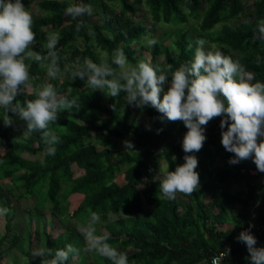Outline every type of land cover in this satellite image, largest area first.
<instances>
[{"label": "trees", "instance_id": "trees-1", "mask_svg": "<svg viewBox=\"0 0 264 264\" xmlns=\"http://www.w3.org/2000/svg\"><path fill=\"white\" fill-rule=\"evenodd\" d=\"M35 1L23 3L32 10ZM78 2L44 0L42 13L33 14L36 40L31 47L43 54L47 34L59 32L62 68L85 57L111 62L112 51L122 48L132 65L141 59L156 64L162 55L164 61L159 64L175 70L193 60L195 41L203 38L225 54L239 58L255 80L264 82V42L253 39L258 22L264 20V0H83L93 12L79 18L83 27L76 31L78 21L65 9ZM143 8L146 12L140 18L138 13ZM147 16L154 27L146 24ZM194 22L197 27L188 26ZM156 25L171 30L166 31L172 36L168 45L152 36ZM153 39L157 43L150 45ZM142 50L149 51L151 59ZM44 76L45 67L33 62V87L17 98L21 104L35 98ZM52 82L61 91L71 88L69 98H78L80 104L79 111L61 112L57 122L50 124L60 137L54 157L44 155L39 132L23 135L26 125L22 121L13 117L15 126L4 127V110L0 108V181L6 179L13 185L4 190L0 184L2 205L12 210L13 198L34 199V210L44 213L50 204L51 212L58 215L62 204H69L63 218L66 231L57 238L44 231L42 238H37L42 246L55 251L71 244L82 255L80 264H86L78 247L80 232L71 221L86 224L95 212L101 217L97 234L107 232L108 242L128 253L129 264H213L221 253L224 258L219 264H251L246 245L236 237L253 224L257 246L264 247V173L251 160L227 163L233 154L221 144L223 117L212 119L206 126L207 139L196 153L200 187L191 195L182 193L190 204L167 200L159 183L168 171L184 163L182 141L188 131L184 123L161 121V114L150 106L141 110L129 105L126 93L106 101L104 92L93 91L79 78L71 81L63 77ZM112 104H117L116 111L111 109ZM134 113L145 115L146 122L131 120ZM157 129L163 131L157 134ZM125 140L134 148L118 149L116 143ZM163 163L168 170L161 168ZM73 196L81 197V202L71 203ZM16 218L12 213L0 237V264H9L4 258L9 247L37 242L32 231L27 234L28 240L21 238L23 233L11 225ZM31 251L25 254L30 256ZM72 260L70 257L66 264H72ZM29 264H41L40 257L30 259ZM93 264L111 261L98 254Z\"/></svg>", "mask_w": 264, "mask_h": 264}, {"label": "clouds", "instance_id": "clouds-1", "mask_svg": "<svg viewBox=\"0 0 264 264\" xmlns=\"http://www.w3.org/2000/svg\"><path fill=\"white\" fill-rule=\"evenodd\" d=\"M65 12L78 21L76 31H80L83 21L79 18L91 16L93 9L80 0L69 5ZM60 39L59 32H50L46 36L43 54L33 50L31 46L36 33L32 11L23 0H0V108L4 110L3 125L14 127L15 117L26 125L24 136L39 132L45 145V156L54 157L60 143L59 135L50 124L57 122L61 112L80 109L78 98H69L72 89L61 91L52 81L63 77L71 81L79 78L87 87L93 91L101 90L107 97L116 98L126 93L125 100L129 105L141 110L150 106L161 114V121L184 123L188 129L182 141L184 163L178 164L174 171H168L159 183V190L167 200L176 199L177 193L191 195L200 187L196 153L201 151L207 139V124L216 117H223L220 122L221 144L233 154L228 163L235 165L251 160L257 170L264 173V82L255 80L239 58L225 54L216 45H209L206 39L198 38L193 60L175 70L171 65L162 67L146 59L132 65L122 48L112 51L111 62L103 58L95 62L85 57L82 62L78 59L62 68L58 50ZM253 39L264 42V20L258 22ZM156 43L154 39L149 41L150 45ZM33 62L45 67L44 80L36 88L35 98L21 104L17 98L33 87L30 82ZM165 85H169L167 91ZM110 107L116 111L117 104ZM162 131L157 129V134ZM123 146L126 150L134 148L129 140L123 141ZM7 212V208H0V215ZM100 221V215L93 212L86 224L78 228L85 238L87 250H94L111 264H129L128 253L111 245L107 232L97 234ZM253 227L250 224L236 239L246 245L251 264H264V247L257 246V237L251 231ZM226 251L230 252V249ZM32 255L40 257L41 264H66L70 257L75 259L78 249L71 244L55 251L41 246L34 249ZM213 264H217L215 259Z\"/></svg>", "mask_w": 264, "mask_h": 264}, {"label": "rangeland", "instance_id": "rangeland-1", "mask_svg": "<svg viewBox=\"0 0 264 264\" xmlns=\"http://www.w3.org/2000/svg\"><path fill=\"white\" fill-rule=\"evenodd\" d=\"M44 0H37L34 2L32 6V13L34 15L39 16L42 12V6ZM139 17L143 18L144 16L141 15L143 12H146L145 9L143 8L141 11H139ZM146 24H148L150 27H154L152 23H154L151 20L150 16H147L146 19ZM140 22V21H137ZM189 27H197L194 23H191L188 25ZM220 27V26H219ZM168 26H163V25H156L154 32L152 33V36H155V38L161 42L164 45L169 44L168 39H172V36L167 35L166 31L171 32L170 29H168ZM151 35V34H148ZM145 45H148L147 41H144ZM143 53H145L146 57L151 59V54L149 51L142 50ZM158 62L161 64L164 61V56H159L157 58ZM169 85H165V91H167ZM105 94V93H104ZM104 98L106 101H108V98L106 95H104ZM137 119L139 122L144 123L146 122V116L145 115H139L136 116L135 113L131 115V120ZM117 148L121 150H126L125 147L123 146V143H116ZM26 158H31V155H26ZM229 161V160H228ZM227 161V163H228ZM223 160L219 158L218 164H221ZM232 165V164H231ZM161 168H164V170H168L165 164L163 163L161 165ZM0 184L6 189H10L13 187L12 183H10L9 180L2 179L0 181ZM244 188V187H243ZM245 189V188H244ZM16 193V192H15ZM1 194V193H0ZM82 198L73 196L69 199L71 203L79 204L81 202ZM177 201H185L186 203H189V200L187 197H183L182 193H177L176 197ZM12 206L14 209H8L7 214L0 215V237L3 236L6 232V227L8 219L11 217V214L14 213V215L17 217L11 225H14L15 228H17L18 233H23L21 238H24V240H28V232L32 231L35 234V238L37 240L35 245L29 244V242L26 241V243H23L21 246H16V247H9L8 249L5 250V260L9 264H29L30 259H39V257H33L32 253L33 250L36 248H39L42 246L40 244V240L37 238H42V233L46 231L48 234H51L53 238H57L60 234L66 231V226H65V219H63L67 214H68V209H69V204H62V209L60 214H53L51 212L50 207L52 205H47L44 213L39 212L34 210L33 208L35 207V200L34 199H26L22 198L20 201L17 199H12ZM0 208H6L2 203L0 202ZM71 224L75 226L76 228H79V226L84 225L83 222H77L75 220L71 221ZM232 226H228L227 228H231ZM80 232V231H79ZM35 242V241H34ZM35 247V248H34ZM82 251H83V258H85L86 264H93V260L98 257V253H96L94 250L93 251H88L87 250V245L85 242L84 236L80 233L79 235V246H78ZM32 249V251H31ZM24 250V251H23ZM30 256L26 255L29 254ZM26 253V254H25ZM82 255H77L75 259L72 260V264H80L82 262ZM41 261V258H40Z\"/></svg>", "mask_w": 264, "mask_h": 264}, {"label": "built area", "instance_id": "built-area-1", "mask_svg": "<svg viewBox=\"0 0 264 264\" xmlns=\"http://www.w3.org/2000/svg\"><path fill=\"white\" fill-rule=\"evenodd\" d=\"M250 173L251 174H255V171H250ZM224 258V253H223V255H219V256H216L214 259L217 261V264H219L220 263V261H222V259Z\"/></svg>", "mask_w": 264, "mask_h": 264}]
</instances>
